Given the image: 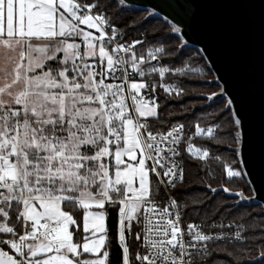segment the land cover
I'll list each match as a JSON object with an SVG mask.
<instances>
[{"label": "snow or ice", "instance_id": "obj_1", "mask_svg": "<svg viewBox=\"0 0 264 264\" xmlns=\"http://www.w3.org/2000/svg\"><path fill=\"white\" fill-rule=\"evenodd\" d=\"M179 23L169 21L170 31L180 34ZM141 43H120L99 2L0 0V264H110V251L101 255L105 205L118 209L121 264H206L208 242L230 239L197 224L182 227L181 213L170 211L177 202L161 208L155 200L160 185L183 180V166L172 158L181 157L185 128L151 130L156 88L180 95L163 78L199 69L151 64L173 53L157 47L138 55ZM217 95L224 93L207 99ZM225 105L240 126L233 100ZM219 127L197 124L195 135L220 143ZM190 141L187 152L209 157ZM233 141L238 161L226 165L228 179L247 175L239 127ZM133 221L143 224L135 237L143 253L130 260L125 233L132 235Z\"/></svg>", "mask_w": 264, "mask_h": 264}, {"label": "trees", "instance_id": "obj_2", "mask_svg": "<svg viewBox=\"0 0 264 264\" xmlns=\"http://www.w3.org/2000/svg\"><path fill=\"white\" fill-rule=\"evenodd\" d=\"M80 1L99 2L110 22L115 24L126 40L142 41L137 44L139 50L151 44L164 45L166 51L173 54H163L162 65L199 69L188 72L185 76L166 74L164 79L177 81L181 84L182 91L180 95H168L157 87L155 102L158 105V115L149 117L148 120L152 129H164L171 124L180 123L185 126L187 133L197 124L220 126L214 133L220 138V143L210 141L206 135L195 140L202 152H209L208 158L199 159L183 150V180L174 187L173 194L180 203L185 220L202 223L228 221L240 225L241 240L210 244V255L206 259L208 264H259L260 254L264 252V207L259 202L248 201L253 192L246 176L233 179L226 177L224 161L230 159L232 164L238 161L232 149L237 148L233 134L239 126L232 123V113L227 111L225 105L226 97L207 99L214 93L218 94L221 84L201 50L187 44L179 34L171 32L169 21H165L164 17L155 12L154 15H149L150 9L120 5L119 0ZM128 104L130 106L129 101ZM215 157L220 159L216 160ZM235 166H239L238 162ZM152 179L154 184L158 182L154 175ZM224 188H228L229 192L223 191ZM241 192L243 198L236 195ZM160 193L161 187L158 194ZM105 210L108 232L105 250L110 251V264H121L122 249L117 243L118 209L105 205ZM73 215L80 220V213ZM82 233L81 229L75 237L77 241L81 240ZM136 233H141V224L133 221L132 235L128 236L126 233L130 260L138 251L141 252V242L136 240Z\"/></svg>", "mask_w": 264, "mask_h": 264}, {"label": "water", "instance_id": "obj_3", "mask_svg": "<svg viewBox=\"0 0 264 264\" xmlns=\"http://www.w3.org/2000/svg\"><path fill=\"white\" fill-rule=\"evenodd\" d=\"M182 29L201 50L224 96L233 100L242 137L240 159L254 196L264 206V0H127ZM155 63L159 64L160 60Z\"/></svg>", "mask_w": 264, "mask_h": 264}, {"label": "built area", "instance_id": "obj_4", "mask_svg": "<svg viewBox=\"0 0 264 264\" xmlns=\"http://www.w3.org/2000/svg\"><path fill=\"white\" fill-rule=\"evenodd\" d=\"M79 2H81L79 0ZM82 3V2H81ZM113 24V23H112ZM115 25V24H113ZM116 27V26H115ZM116 31H117V34H118V41L120 43H125V44H128V45H131V41H128L125 39L124 35L117 29L116 27ZM157 47H164V45L162 44H151V45H148L144 48H142L141 50H139L137 48V45H136V48H135V51L137 52V54L139 55L140 53H147L148 51H152L153 49L157 48ZM163 54H159L158 55V60H160V63L157 64L155 63V61H150L151 64H157L158 66L162 65L161 63V57H162ZM165 67H169V68H173V67H170L168 65H163ZM177 68V67H175ZM181 68V67H180ZM193 72V71H192ZM163 83H167V84H171L174 88H176L177 90H181L182 89V86L181 84H179L177 81H174V80H165L163 78ZM163 91V89H162ZM164 92V91H163ZM165 93V92H164ZM181 93V92H180ZM143 94V92H142ZM168 95H176L175 93H166ZM129 103H130V107H131V100L129 99L128 100ZM141 122H144L143 121V118H141ZM149 122V120H148ZM150 123V122H149ZM180 125V123H174V124H171L170 126L164 128V129H152L151 130L153 132H157V131H160V132H166L168 130H171L173 127L175 126H178ZM216 124H209V125H200L202 128H207V127H210V126H215ZM191 137V144L193 146V148H198L197 145L195 144V140L202 137V136H196L195 135V127L192 131H190L189 133L186 132L185 128H184V135H183V140H182V143L179 147V151L181 152V157L177 158V157H173L172 159H176L178 160V162L180 164H182V154H183V150H186L187 148V138L188 137ZM204 136V135H203ZM175 147V146H173ZM199 149V148H198ZM202 152V151H201ZM192 154V153H191ZM194 156V155H193ZM196 158H199L201 159L200 157L198 156H195ZM206 159V158H204ZM225 163V166L226 165H232V161L230 159H226L224 161ZM183 166V164H182ZM158 171H163V170H160V169H157ZM177 171H179V169H177ZM156 178V177H155ZM157 179V178H156ZM165 181L167 180V178H163ZM158 181V180H157ZM180 181H176V185L177 183H179ZM161 187V193L156 195L155 196V200L159 203V206L161 208L167 206L168 204L171 203V200L174 199L176 202H177V205L178 207H173V208H170V211L172 212H176V211H179L181 213V226L186 228V226L189 224V223H193V224H197V225H200L201 226V229L207 233V234H212V235H217V236H223V237H229L230 239L229 240H224V239H220V240H215V241H209L208 242V246H210L211 243L213 242H222V241H229V242H232V241H237L235 239V233L236 232H240L241 235H242V230H241V227L239 224L237 223H233V222H228V221H214V222H211V223H202V222H199V221H193V220H185L184 219V216H183V212H182V209H181V206H180V203L177 201V199L175 198L174 194H173V187L171 185H167V184H163V185H160ZM142 228H143V224H141V235H143V232H142ZM125 236H126V233H125ZM122 249V247H121ZM141 253H143V249L141 248ZM206 264H208L207 260H206Z\"/></svg>", "mask_w": 264, "mask_h": 264}, {"label": "crops", "instance_id": "obj_5", "mask_svg": "<svg viewBox=\"0 0 264 264\" xmlns=\"http://www.w3.org/2000/svg\"><path fill=\"white\" fill-rule=\"evenodd\" d=\"M96 35H98V34H96ZM10 67V66H9ZM66 211H69L68 209H65ZM92 211H97V209H92ZM105 226H106V228H107V221H106V219H105ZM83 232V231H82ZM83 235H82V237L85 235V233H82ZM98 236L99 235H102V233H98L97 234ZM82 239V238H81ZM5 250H7V249H5ZM105 250V246H104V249H102L101 250V255H102V253H103V251Z\"/></svg>", "mask_w": 264, "mask_h": 264}, {"label": "rangeland", "instance_id": "obj_6", "mask_svg": "<svg viewBox=\"0 0 264 264\" xmlns=\"http://www.w3.org/2000/svg\"><path fill=\"white\" fill-rule=\"evenodd\" d=\"M127 5V4H126ZM172 24V23H171ZM96 34H98V33H96ZM91 62V61H90ZM142 92H143V90H142ZM221 92H223V89H222V86H221V88L218 90V93H221ZM226 99H228L227 97H226ZM252 194L250 195V196H254V191H253V188H252ZM247 196V195H246ZM241 198H243L244 196L242 195V196H240ZM264 207V206H263Z\"/></svg>", "mask_w": 264, "mask_h": 264}]
</instances>
